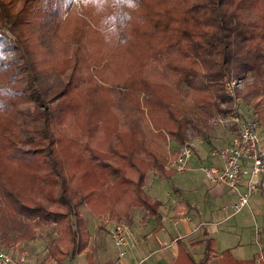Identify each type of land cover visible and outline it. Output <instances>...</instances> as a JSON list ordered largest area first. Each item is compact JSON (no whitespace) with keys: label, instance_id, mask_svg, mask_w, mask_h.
Returning a JSON list of instances; mask_svg holds the SVG:
<instances>
[{"label":"trees","instance_id":"trees-1","mask_svg":"<svg viewBox=\"0 0 264 264\" xmlns=\"http://www.w3.org/2000/svg\"><path fill=\"white\" fill-rule=\"evenodd\" d=\"M79 1L0 0V200L56 225L59 260L94 264L80 205L158 216L145 174L174 173L162 131L186 142L193 109L264 125V0ZM245 74L255 81L231 90ZM173 264L201 263L183 252Z\"/></svg>","mask_w":264,"mask_h":264},{"label":"crops","instance_id":"crops-1","mask_svg":"<svg viewBox=\"0 0 264 264\" xmlns=\"http://www.w3.org/2000/svg\"><path fill=\"white\" fill-rule=\"evenodd\" d=\"M199 147V151L193 150L194 155L182 174H174V169L167 167L166 170L174 172L167 179L153 170L145 174V192L158 202V216L149 217L142 209L133 208L126 221L113 207L100 215L86 208L88 251L94 264H173L183 252L201 264H222L223 251L236 261L264 264V190L252 196L238 213L232 214L228 207L224 209L236 195L206 177L203 167L221 163L210 157L212 149ZM122 221L130 225L136 242L124 245L121 248L124 254L119 256L110 230ZM81 256L88 264L84 253L50 261L36 260L37 255H30L27 264H78L76 258Z\"/></svg>","mask_w":264,"mask_h":264},{"label":"built area","instance_id":"built-area-1","mask_svg":"<svg viewBox=\"0 0 264 264\" xmlns=\"http://www.w3.org/2000/svg\"><path fill=\"white\" fill-rule=\"evenodd\" d=\"M231 84L233 90L240 84V80ZM231 95L235 97L233 92ZM231 119L233 124H237L236 130L221 147L210 152L212 156L218 155L221 158V166L211 164L202 170L210 181L225 186L236 195L234 201L223 207H228L235 214L248 205L252 196L264 190V125L255 117H250L245 122H240L237 117ZM192 154V144L186 141L179 146L175 157L169 158L166 167L171 169L175 165L176 170L183 171ZM110 235L119 249V256L124 254L121 249L124 245L136 242L134 231L125 221L116 223L110 230ZM27 261L26 254L16 255L0 249V264H27Z\"/></svg>","mask_w":264,"mask_h":264},{"label":"rangeland","instance_id":"rangeland-1","mask_svg":"<svg viewBox=\"0 0 264 264\" xmlns=\"http://www.w3.org/2000/svg\"><path fill=\"white\" fill-rule=\"evenodd\" d=\"M81 7V3L79 0H72L71 8L79 10ZM240 79V84L236 86L238 90L243 89L245 84H250L254 82V77L250 74H245ZM264 78V75H263ZM53 78L51 77L49 82H52ZM233 81H238L237 78L231 77L230 85ZM235 95V94H234ZM249 100H253L252 96H248ZM237 108L242 113H246L249 116H252L253 105L248 104L246 102L238 101ZM192 117L194 118L192 123L188 126V140L190 144H192V148L194 151H199V146L207 147V149H218L221 147L229 138L230 134L235 130V126H233L232 117H209L198 110L193 109ZM250 114V115H249ZM236 124V123H235ZM159 130H156L154 133H157ZM165 132L162 131L161 135V152L165 157L164 160V168L166 169V163L169 158L175 157L178 152V145L171 143L170 138ZM207 154V152H206ZM194 155V153H193ZM215 158L219 163L221 162V158L216 156H211ZM191 159V158H190ZM189 159V161H190ZM211 165V164H209ZM208 166V165H207ZM221 166V165H220ZM219 166V167H220ZM175 173L174 174H182L183 171L176 170V166L172 165ZM168 169V168H167ZM172 169V168H171ZM169 184V183H168ZM167 187H170L168 186ZM171 189V188H170ZM43 201V199H41ZM45 202V201H43ZM84 203L80 205L79 210L81 215L87 216L88 211L86 208H89L88 204ZM0 249L12 254H26V256L37 255L38 258L34 259H46L49 255V251L53 253V256L56 260H59L57 257V253L54 250L53 243V235L57 238V227L56 225H39L36 228L31 226L23 216L19 215L14 209L7 203V199L0 200ZM52 207V206H51ZM111 207V206H110ZM143 211V210H141ZM144 212V211H143ZM103 214V213H102ZM55 238V239H56ZM41 242V243H40ZM78 264H86V260L84 256L76 258Z\"/></svg>","mask_w":264,"mask_h":264}]
</instances>
